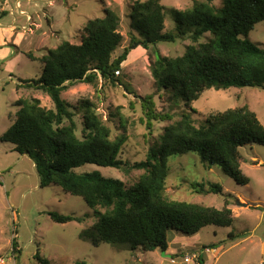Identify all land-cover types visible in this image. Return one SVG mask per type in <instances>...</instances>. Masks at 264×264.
I'll use <instances>...</instances> for the list:
<instances>
[{"label": "trees", "instance_id": "1", "mask_svg": "<svg viewBox=\"0 0 264 264\" xmlns=\"http://www.w3.org/2000/svg\"><path fill=\"white\" fill-rule=\"evenodd\" d=\"M103 11L102 17L87 20L78 43L64 41L41 56L26 53L30 60L42 64V73L37 78L19 79L17 90H40L50 97L53 107L43 106L35 96H20L13 103L17 110L1 141L13 144L14 151L33 160L40 187L58 185L81 197L93 210L95 222L82 229L79 237L95 247L124 243L132 249L166 251L171 231L193 235L207 225L232 226L235 217L226 205L217 208L167 197L168 159L196 152L204 165H218L237 184L246 185L249 178L242 172L245 158L240 149L248 144L264 145V125L247 105L209 113L199 122L192 115L196 110L181 113L178 120L163 128L145 159L133 163L119 157L127 136L113 137L88 99L80 102L82 128L81 135L77 134L76 108L62 97V92L74 83L95 84L100 76L114 83V72L129 58L125 48L112 59L122 40L120 17L110 7L104 6ZM166 14L174 23L169 31L164 29ZM129 19L130 27L142 38L138 43L145 49L187 36L192 40L182 55L158 53L150 64L157 87L172 91L187 104L209 88L264 89V47L247 37L256 23L264 21V0H195L184 9L167 8L161 0H135ZM207 33L209 39L200 42ZM141 105L149 128L153 120L168 117L156 112L151 97H144ZM84 164L143 173L127 186L97 169L76 171ZM196 186L198 193L231 197L218 183L201 182ZM48 214L58 223L83 221L76 215ZM228 237L234 239L231 231ZM74 264L85 262L77 260ZM199 264H203L201 256Z\"/></svg>", "mask_w": 264, "mask_h": 264}, {"label": "rangeland", "instance_id": "2", "mask_svg": "<svg viewBox=\"0 0 264 264\" xmlns=\"http://www.w3.org/2000/svg\"><path fill=\"white\" fill-rule=\"evenodd\" d=\"M134 1L0 0V137L12 124L17 110L13 103L20 96H35L43 106L53 107L50 97L40 90H17L19 79L37 78L42 73V64L30 60L26 53L30 51L41 56L48 48L64 41L78 43L87 20L102 17L104 6L115 10L120 17L122 40L112 59L125 48L129 50V58L114 72V83L100 76L95 84L74 83L62 92V97L76 108L74 118L79 136L82 128L80 102L86 99L95 105L113 137L127 136L119 157L131 163L144 160L163 128L178 120L181 113H191L192 109L196 110L192 115L199 122L209 113L247 105L264 125L263 88H209L187 104L174 97L172 91L157 87L150 72L156 55L180 56L192 40L187 36L175 42L148 45L145 49L138 43L142 38L130 27L129 14ZM194 1L161 0V3L167 8L184 9ZM173 27L170 15L166 14L165 31ZM209 37L207 33L199 41ZM247 37L264 47V21L256 23ZM146 96L152 98L156 112L168 116L165 120H153L150 128L141 105ZM240 151L245 158L242 172L249 178L246 185L237 184L218 165H204L196 152L168 159L165 185L166 195L172 200L217 208L226 205L235 217L232 226L207 225L193 235L171 231L166 251H143L124 243H101L95 247L89 240L80 238V231L96 220L93 210L81 197L67 193L58 185L40 187L33 160L14 151L13 144L0 139V264H44L37 255L47 259L46 264H74L77 260L85 264H198V255L203 258V264H264V145L248 144ZM95 169L104 176L122 180L127 186L135 183L143 173L138 169L95 164H84L76 171ZM201 182L218 183L224 194L230 193L231 197L198 193L196 185ZM49 211L80 216L83 221L58 223L50 218ZM230 231L234 239L228 237ZM187 253L196 254L197 259L184 261Z\"/></svg>", "mask_w": 264, "mask_h": 264}, {"label": "built area", "instance_id": "3", "mask_svg": "<svg viewBox=\"0 0 264 264\" xmlns=\"http://www.w3.org/2000/svg\"><path fill=\"white\" fill-rule=\"evenodd\" d=\"M206 251H208V248H206L205 249ZM201 254V253H200ZM199 255H198V260H199ZM197 259V255L196 254H192V255H190L189 253H187V254H185L184 256H183V259H184V261H186V262H193V259ZM198 264H199V261H198Z\"/></svg>", "mask_w": 264, "mask_h": 264}, {"label": "crops", "instance_id": "4", "mask_svg": "<svg viewBox=\"0 0 264 264\" xmlns=\"http://www.w3.org/2000/svg\"><path fill=\"white\" fill-rule=\"evenodd\" d=\"M30 18L32 19V17L30 16ZM17 40H19L18 38H17ZM27 156V155H26Z\"/></svg>", "mask_w": 264, "mask_h": 264}, {"label": "water", "instance_id": "5", "mask_svg": "<svg viewBox=\"0 0 264 264\" xmlns=\"http://www.w3.org/2000/svg\"><path fill=\"white\" fill-rule=\"evenodd\" d=\"M164 253V252H163Z\"/></svg>", "mask_w": 264, "mask_h": 264}]
</instances>
